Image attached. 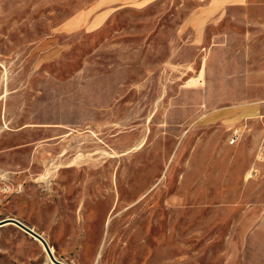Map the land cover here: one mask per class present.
Segmentation results:
<instances>
[{"label":"rangeland","instance_id":"1","mask_svg":"<svg viewBox=\"0 0 264 264\" xmlns=\"http://www.w3.org/2000/svg\"><path fill=\"white\" fill-rule=\"evenodd\" d=\"M67 264H264V0H0V221ZM0 264H53L14 225Z\"/></svg>","mask_w":264,"mask_h":264},{"label":"water","instance_id":"2","mask_svg":"<svg viewBox=\"0 0 264 264\" xmlns=\"http://www.w3.org/2000/svg\"><path fill=\"white\" fill-rule=\"evenodd\" d=\"M6 225H14L18 227L20 230H22L23 232L31 236L35 241L39 242L43 246L46 254L49 256L53 264H67L57 259L48 241L41 234H39L32 228L28 227L21 221L14 219V218H9V219L0 221V228Z\"/></svg>","mask_w":264,"mask_h":264},{"label":"bare ground","instance_id":"3","mask_svg":"<svg viewBox=\"0 0 264 264\" xmlns=\"http://www.w3.org/2000/svg\"><path fill=\"white\" fill-rule=\"evenodd\" d=\"M53 251V250H52ZM49 257V256H48ZM50 259V258H49Z\"/></svg>","mask_w":264,"mask_h":264},{"label":"crops","instance_id":"4","mask_svg":"<svg viewBox=\"0 0 264 264\" xmlns=\"http://www.w3.org/2000/svg\"><path fill=\"white\" fill-rule=\"evenodd\" d=\"M7 226V225H6Z\"/></svg>","mask_w":264,"mask_h":264}]
</instances>
